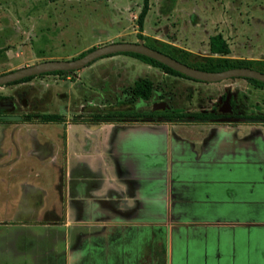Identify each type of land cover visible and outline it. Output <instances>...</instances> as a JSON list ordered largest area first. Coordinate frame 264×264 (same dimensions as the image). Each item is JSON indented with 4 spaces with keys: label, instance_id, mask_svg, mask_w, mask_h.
Returning a JSON list of instances; mask_svg holds the SVG:
<instances>
[{
    "label": "crops",
    "instance_id": "0c3cea01",
    "mask_svg": "<svg viewBox=\"0 0 264 264\" xmlns=\"http://www.w3.org/2000/svg\"><path fill=\"white\" fill-rule=\"evenodd\" d=\"M94 128L95 148L74 167L67 153L66 169H14L37 155L5 150L15 138L0 133V189L20 173L34 196L24 216L0 192V264H147L152 223L166 264H242L251 243L264 262V121Z\"/></svg>",
    "mask_w": 264,
    "mask_h": 264
},
{
    "label": "rangeland",
    "instance_id": "374dc122",
    "mask_svg": "<svg viewBox=\"0 0 264 264\" xmlns=\"http://www.w3.org/2000/svg\"><path fill=\"white\" fill-rule=\"evenodd\" d=\"M149 7L142 39H138L142 0H0V49H5L0 75L45 61L76 59L92 48L118 42L144 43L187 64H198L206 57H221L211 55L208 48L209 38L216 34L230 47L225 58L264 60V0H150ZM119 56L103 57L63 75H39L0 87V97L14 102L13 115L35 118L23 122L0 118V133L15 138L16 144L2 140V147L21 154L33 146L37 155L19 157L14 169L65 168L61 155L64 128L87 122L89 115L111 116L121 111L116 98L122 96L121 89L130 95L127 87L134 80L154 82L151 101L163 98L186 114L210 113L212 100L219 101L230 90L241 116L264 117V88L244 79L200 83L182 78L184 82L167 78L157 68L149 71L138 59ZM68 129L66 151L74 167L76 154H86L88 146L95 148L96 139H87L95 135V128L72 125ZM22 176L18 173L16 181L8 179L0 192L10 201L18 200L20 213L27 216L34 196L21 183ZM261 253L258 245L247 244L242 264H263Z\"/></svg>",
    "mask_w": 264,
    "mask_h": 264
},
{
    "label": "flooded vegetation",
    "instance_id": "af4514ba",
    "mask_svg": "<svg viewBox=\"0 0 264 264\" xmlns=\"http://www.w3.org/2000/svg\"><path fill=\"white\" fill-rule=\"evenodd\" d=\"M153 67V66H152ZM157 68V67H154ZM161 72L165 73L160 68H157ZM170 75V74H168ZM174 76V75H173ZM149 81L153 84L154 82L150 81L149 79H141V80H134L131 86H128L130 95H126L127 93L124 91L125 89H121L120 93H122V96L116 98V104L118 106L123 107L121 111H113L111 116H102V115H89L88 117H85L87 119V122H80V123H71L69 126L64 128L61 140H62V162L64 161V164L66 165V156L68 148V140H69V129L68 127L74 126H80V127H95L101 124H115V125H122V126H142V125H150L152 127H158L162 126L167 123H180L182 121V118L178 117V114L181 113L179 109H177V106H171L169 105L168 101L164 100L163 98H160L158 101H151L153 98L152 92L155 91L154 87L152 88L151 95L148 99H142L140 97H137L134 95L133 87L136 82L140 81ZM192 80V79H191ZM245 80V79H244ZM195 81V80H193ZM200 82V81H196ZM204 83V82H200ZM231 91L227 90L224 94L220 96V100L215 102L212 105L211 112L214 115L213 118L210 119V121H217V122H230L235 123L242 120H258L259 122H263V117H250L245 118L240 115V113L237 111L235 104L232 105V98L230 101V110L229 112L224 113L223 111H227L228 109L224 105V100L226 94ZM127 96V98L125 97ZM161 97V94H160ZM7 103H12L10 107L7 106ZM14 102L11 98L8 97H0V117L5 115H13L14 112ZM83 109V108H82ZM210 112V113H211ZM19 120H16L18 122L23 121H34L32 118H27L24 116H19ZM62 124H67V122H63ZM58 157V156H56ZM53 158H55V152L53 150ZM59 158V157H58ZM62 169L64 166H62ZM150 261L147 264H166V235L165 231L162 229V227L158 223H152L151 231H150ZM172 264H174V261H172Z\"/></svg>",
    "mask_w": 264,
    "mask_h": 264
},
{
    "label": "water",
    "instance_id": "95a60500",
    "mask_svg": "<svg viewBox=\"0 0 264 264\" xmlns=\"http://www.w3.org/2000/svg\"><path fill=\"white\" fill-rule=\"evenodd\" d=\"M121 53H135L148 57L167 66L173 71L184 75L189 79L204 83H217L230 79H253L264 83V73L251 68L243 67L221 72H206L183 64L167 54L150 48L144 43L118 42L91 49L90 51L85 52L83 56H80L76 59L68 61H45L7 72L0 75V87L19 82L26 78L36 77L47 73L58 71H77L90 65L98 59ZM231 96L232 95L230 92H228L225 96L224 105L228 110L223 111L224 113L229 112L230 110ZM11 104L12 103H7V106L10 107ZM0 118L7 121H16L20 119V117L15 115H5L1 116Z\"/></svg>",
    "mask_w": 264,
    "mask_h": 264
},
{
    "label": "trees",
    "instance_id": "16d2710c",
    "mask_svg": "<svg viewBox=\"0 0 264 264\" xmlns=\"http://www.w3.org/2000/svg\"><path fill=\"white\" fill-rule=\"evenodd\" d=\"M149 1L150 0H142V8L140 13L138 14L137 17V30L139 32V37L138 39H142V32H143V26H144V21H145V17L150 9L149 7ZM150 47V46H149ZM152 48V47H150ZM208 48H209V52L211 55H218L221 57H206L204 58L203 63H198V64H187L185 61L174 58L173 56H170L172 58H174L177 61H180L183 64H186L190 67L202 70V71H206V72H221V71H226L229 69H235V68H251L254 70H257L261 73H264V60H233V59H228L225 58V56L230 54V47L228 45V43L226 42V40L222 37V35L220 34H216L213 35L209 38V42H208ZM94 49V48H92ZM155 49V48H153ZM91 50V49H90ZM88 50V51H90ZM157 50V49H156ZM5 49L1 48L0 49V56H2V54L4 53ZM163 53V52H162ZM85 54V52L81 53L79 55L83 56ZM165 54V53H164ZM117 55H125V56H129L135 59H138L150 66L153 67H157L160 68L161 70H163L165 73L170 74V75H174V76H179L185 79H189L187 77H185L184 75H181L178 72L173 71L172 69L168 68L167 66L153 60L150 59L148 57L139 55V54H135V53H121V54H117ZM111 56H115V55H110L108 57ZM92 64V63H91ZM69 72H73V71H58V72H53V73H47L44 75H63ZM33 77L30 78H26L23 79L21 81L27 80V79H31ZM191 80V79H189ZM248 83H250L251 85L255 86L256 88H264V83L259 82L257 80H253V79H245ZM19 81V82H21ZM17 83V82H15ZM153 88V84L149 81H140V82H136L134 87H133V92L134 95L137 97H140L142 99H148L151 95V91ZM232 105H234L233 101H232ZM179 118H182V120H186V119H194V120H199V121H210L211 118L214 117V115L212 113H198V114H186L181 112L180 114H178ZM264 118V117H263Z\"/></svg>",
    "mask_w": 264,
    "mask_h": 264
}]
</instances>
